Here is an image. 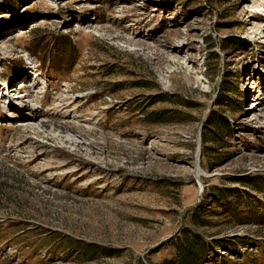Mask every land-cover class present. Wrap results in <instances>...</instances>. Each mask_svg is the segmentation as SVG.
I'll return each mask as SVG.
<instances>
[{"label": "rangeland", "instance_id": "1", "mask_svg": "<svg viewBox=\"0 0 264 264\" xmlns=\"http://www.w3.org/2000/svg\"><path fill=\"white\" fill-rule=\"evenodd\" d=\"M0 79V264H264V0H0Z\"/></svg>", "mask_w": 264, "mask_h": 264}, {"label": "trees", "instance_id": "2", "mask_svg": "<svg viewBox=\"0 0 264 264\" xmlns=\"http://www.w3.org/2000/svg\"><path fill=\"white\" fill-rule=\"evenodd\" d=\"M224 120L216 121L217 127L220 129L225 125ZM222 126V127H221ZM256 189V187H253ZM257 190V189H256ZM259 204H261L259 202ZM221 209L225 211V214L229 216L228 222H238L241 224H260L264 225V210L254 211L253 209L241 210V204L228 202L222 205ZM246 214H249L247 217ZM196 224L207 225L210 224L208 220H204L201 214L195 215ZM252 243V240L248 237H233L225 239H212L208 242L205 237L197 230L189 227L185 228L183 232L176 238L170 241V244L174 246L175 258L164 260L160 264H236V260L239 257H243L245 264H257L255 260H249L247 257L241 254L238 250V246ZM259 244V243H258ZM264 247V244H260ZM217 250H224L228 253L225 257L219 253L216 257H209L210 253L214 254ZM259 258H264V250L260 252ZM246 259V260H245ZM159 264V263H157Z\"/></svg>", "mask_w": 264, "mask_h": 264}]
</instances>
